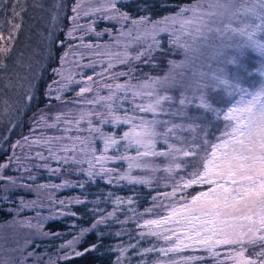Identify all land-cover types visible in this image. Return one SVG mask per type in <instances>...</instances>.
<instances>
[{
	"label": "snow or ice",
	"instance_id": "snow-or-ice-1",
	"mask_svg": "<svg viewBox=\"0 0 264 264\" xmlns=\"http://www.w3.org/2000/svg\"><path fill=\"white\" fill-rule=\"evenodd\" d=\"M133 3L52 0L46 8L33 0L32 7L50 13L48 57L51 46H65L55 33L64 31L59 21L66 16L71 21L66 39L79 40L100 57L76 65L91 68L99 79L84 78L83 71L76 79L52 68L43 95L55 114L41 109L29 135L14 142L10 136L20 112L39 103L44 67L33 71L31 62L27 65L33 75L23 77L28 91L22 106L0 95V123L8 118L0 141L11 149L0 162V201L14 204L10 193L18 189L37 196L20 197L19 207L9 209L14 223L29 231L22 245L9 249L16 255L0 256V264H74L91 253L104 255L103 248L115 253L114 264H132V256L140 257L137 264H264V79L254 75L264 78V0H194L157 19L147 0L135 5L140 15L127 10ZM28 7V0H0V13L10 12L7 36L0 21V77H8L0 93L19 83L9 64L21 66L13 47ZM100 21L118 25V35L97 31ZM105 33L111 43H84L85 36ZM177 53L183 59H172ZM68 56L65 52L61 63ZM73 84L79 85L77 99L69 101L63 94ZM52 101L65 110L53 109ZM41 169L62 182L38 183ZM101 181L111 190L89 199L85 193ZM137 187L156 193L143 213ZM124 188L129 191L122 196L118 190ZM66 189L82 191L64 198L54 194ZM81 205L90 222L72 225V239L58 246L55 259L38 252L41 238L62 235L45 231V224L84 219L73 210ZM25 210H35V216L17 219ZM114 225L120 228L109 231ZM89 235L96 240L78 247ZM106 236L119 242L106 244ZM149 237L154 242L143 247L140 242Z\"/></svg>",
	"mask_w": 264,
	"mask_h": 264
},
{
	"label": "trees",
	"instance_id": "trees-1",
	"mask_svg": "<svg viewBox=\"0 0 264 264\" xmlns=\"http://www.w3.org/2000/svg\"><path fill=\"white\" fill-rule=\"evenodd\" d=\"M73 0H65L66 4H71ZM144 2V0H135V3L131 7H129L127 10L132 13L133 15H140L143 14L142 11L138 12L136 8V3ZM194 0H147L148 5L152 7L151 15L153 19L162 18L166 14H175L178 11V5L183 4H191ZM33 1L28 0V11L26 13H23L24 16V22L23 26L20 29L18 36L14 42L13 47V56L15 53H27L29 51H37V55L39 57V66L44 67V73L42 78L40 79V82L37 86V92H38V105L31 106L30 108L23 109L18 117V127L14 129L10 136V141L14 142L15 140L21 139L25 135H29V127L33 123V116L38 115L39 111L41 109H44L45 111H49L44 103V100L46 99L43 95L44 91L46 90V87L48 84L52 82L53 79V73L51 71L52 68H60L62 71H64L66 74L70 72L73 76H75L76 79H81V76L79 73L83 71V77L86 78L88 75H93L94 79H99V77H96L93 73V70L91 68L81 69L78 67L75 63V61H79L80 64H88L93 59H100V57L92 54L89 52V50L83 48L81 42L79 40H67L66 39V33L69 27L71 26V21L65 16L62 17L59 21V25L61 28L64 29V31L60 32L57 31L55 33L56 37L59 38V40L65 41V46L60 47L58 44L53 45L52 47V56L49 58L47 55V50L49 49L50 45L49 42L46 40V36L49 32V27L51 23V17L49 11L45 13L46 20L45 24H42V15H44V10L39 7H32L30 8V5H32ZM162 4H165L167 6H161ZM10 19V12H4L0 13V21H4V29H5V35L7 36V28L8 24L7 21ZM84 21H82L83 23ZM111 29L112 34L118 35V25L114 26L113 23L108 21H100L96 25L97 31H103L104 29ZM40 34L42 37L40 38ZM38 37V39H37ZM164 39H167L166 37ZM84 43H92V44H105V43H111V37L107 33L101 37H96L94 35H88L84 38ZM24 44V49H21V46ZM69 46L71 47V51H69ZM35 47V48H34ZM65 52H69V56L67 59L61 63V57ZM80 53H83L81 56ZM255 55V54H253ZM181 58V55L177 53L175 56L172 57V59L179 60ZM21 61V66H22ZM254 63L259 67V58L254 61ZM10 68V67H9ZM12 69V68H10ZM164 71H167V68L165 67ZM163 74V73H160ZM254 75L257 76V79H264L259 77L258 73L254 72ZM3 78V77H2ZM258 86V84H257ZM79 85L73 84L71 86L72 90H69L65 92L63 95L66 99L69 101H72L74 99H77L76 97V90H78ZM28 91V87L25 89V92L22 94L20 99V106L23 105V97L25 93ZM173 94H177V90H174ZM91 95V94H87ZM52 104L53 109L56 110H65L62 109L59 102L52 101L50 102ZM55 112L49 111V115H54ZM8 119H6L3 123H0V135L3 134L5 131V128H7ZM49 134L52 133V130H48ZM0 143L3 144V148L0 149V162L5 161L6 157L8 155H11V149L8 147V143L4 141H0ZM99 146V145H98ZM19 151V150H17ZM33 171H36L35 169ZM6 174H12L15 175V171L11 170L9 173V170H6ZM26 175V174H25ZM72 179H76V177H71ZM53 182V183H61L62 179L61 177H49L47 172L43 169H41L37 175V182L38 183H47V182ZM3 182H0L2 184ZM111 190V186L106 185L104 182H98L97 185H93L91 187V190L86 192L85 195L88 196L89 199H93L103 193H106L107 191ZM161 190H163V185L161 184ZM82 190L81 189H66L64 191L55 192L54 194L60 198L69 197L71 195H78ZM120 195H127L128 194V188H124L122 190H118ZM136 191L139 193L137 196V199L140 200V206L139 211L143 213L145 208H148L152 204V195H155L156 193L153 192L151 189L146 187H137ZM187 191L192 192L195 191V188L188 189ZM151 193V194H150ZM0 195H2V192H0ZM12 198L14 199V204H9L7 207H5L4 202L0 201V208H4V211H0V237L7 238L6 240L0 239V245L3 247L0 248V256H10V255H16L15 253H12L9 251L12 247L15 246L16 242H19V244H23L24 240L26 238V234L28 233V229L19 227L18 224L14 223L13 215L9 214V209L13 207H19V198L23 197L27 200H36L37 196L35 192H28L27 190H16L15 192L10 193ZM40 199H43L45 203H47L46 195L45 193H41ZM108 209L111 210L112 205H107ZM73 210L80 213L84 219H77L74 217H62L60 220L57 221H49L45 224V231H58L62 235L60 238L52 237L51 239H44L41 238L38 241L39 247L37 248L38 252L41 253H49L52 255V258L55 259L57 255H59L58 252V246L63 242L72 239V235L75 232V228L72 227V225L79 224V225H86L90 222V214L89 212L85 211L84 206H74ZM45 215L48 213L47 208L40 209ZM159 211V210H157ZM35 216V210H25L20 213V216L17 219H24L25 217H33ZM9 224H12L10 227ZM133 231H139L138 228H135L134 226H129ZM120 228L119 225H114L113 228L109 229V231H115ZM123 242L126 244L128 243V237H123ZM96 240V237L94 235H89L85 238V242L78 245V247L83 248L86 243H92ZM119 242V238H116L114 236L107 237L105 239L106 244H111L114 246L116 243ZM135 242V241H132ZM154 242V238H146L145 240L141 241V245L143 247L151 246V243ZM101 251L104 252V255H99L98 253H91L86 257H81L74 261V264H114L115 260V253H109L107 252V248L101 249ZM188 253H185V255ZM139 256H132V264H137V261H139Z\"/></svg>",
	"mask_w": 264,
	"mask_h": 264
},
{
	"label": "rangeland",
	"instance_id": "rangeland-1",
	"mask_svg": "<svg viewBox=\"0 0 264 264\" xmlns=\"http://www.w3.org/2000/svg\"><path fill=\"white\" fill-rule=\"evenodd\" d=\"M30 1V0H29ZM33 1V0H31ZM37 2L39 3H43L45 5L46 8H48L51 4H52V0H37ZM30 8H32V6L30 5ZM44 10V9H43ZM48 11L44 10V15H42V24H45V20H46V15L45 13H47ZM39 37L41 38L42 36L40 34H38ZM38 39V37H37ZM35 48V47H34ZM21 49H24V44L21 46ZM14 58H19L21 59L22 62V66H16L13 63L9 64V67L12 68V74L19 79V83L17 84V86L14 89H4V91L2 93H0V95H3L5 99L10 98L12 101H19L21 99L22 94L25 92V89L28 87V84L26 81L23 80V77L27 76L29 78V80L32 79V75L33 72H31L28 68V64L29 62H31V64L33 65V71L35 70V68H38L39 66V57L37 55V51H35V49H33V51H29L25 54H23L22 57H20L19 53H15ZM183 59V57L181 56V58L179 60ZM8 79L7 76L5 77H0V88L3 87L4 82ZM22 85V86H21ZM179 90L177 89V94L178 95ZM20 106V103L19 105ZM0 107H2V104H0ZM8 119L7 117L4 118V121ZM7 126V125H6ZM6 129V128H5Z\"/></svg>",
	"mask_w": 264,
	"mask_h": 264
}]
</instances>
